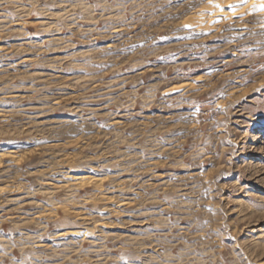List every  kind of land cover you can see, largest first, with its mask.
Wrapping results in <instances>:
<instances>
[{
	"label": "rangeland",
	"instance_id": "1",
	"mask_svg": "<svg viewBox=\"0 0 264 264\" xmlns=\"http://www.w3.org/2000/svg\"><path fill=\"white\" fill-rule=\"evenodd\" d=\"M260 4L0 0V264H264Z\"/></svg>",
	"mask_w": 264,
	"mask_h": 264
},
{
	"label": "bare ground",
	"instance_id": "2",
	"mask_svg": "<svg viewBox=\"0 0 264 264\" xmlns=\"http://www.w3.org/2000/svg\"><path fill=\"white\" fill-rule=\"evenodd\" d=\"M217 1V0H216ZM227 2H229V4H237L238 2H241V0H226ZM243 1V0H242ZM251 1H253V2H255V3H259V5H261L260 3H262V2H264V0H251ZM222 2V1H221ZM220 3H218V5H219ZM217 5V6H218ZM251 6V5H250ZM262 8V7H261ZM22 9V8H21ZM221 9V8H220ZM215 10H217V11H219L218 9H215ZM254 11V10H253ZM216 12V11H215ZM217 13V12H216ZM218 13H220V11L218 12ZM53 14V13H52ZM245 16V15H244ZM244 19V18H243ZM217 20V19H216ZM202 25V24H201ZM118 30V29H117ZM187 83V82H186ZM5 117V116H4ZM9 121V120H8ZM112 124V123H111ZM4 157V156H3ZM5 162V161H4ZM47 168V167H46ZM61 176V175H60ZM64 176V175H63ZM60 182V181H59ZM10 186V185H9ZM74 186V185H73ZM46 190V189H45ZM55 190V189H54ZM4 194V193H3ZM8 195V194H7ZM115 211V210H114ZM46 216V215H45ZM84 220V219H83ZM71 232H73V231H71ZM75 232V231H74ZM76 233V232H75ZM79 234V233H78ZM70 235V234H69ZM132 240V239H131Z\"/></svg>",
	"mask_w": 264,
	"mask_h": 264
},
{
	"label": "snow or ice",
	"instance_id": "3",
	"mask_svg": "<svg viewBox=\"0 0 264 264\" xmlns=\"http://www.w3.org/2000/svg\"><path fill=\"white\" fill-rule=\"evenodd\" d=\"M261 7L264 8V5H262Z\"/></svg>",
	"mask_w": 264,
	"mask_h": 264
}]
</instances>
